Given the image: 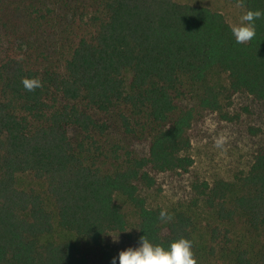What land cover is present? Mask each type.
<instances>
[{"label":"trees","instance_id":"obj_1","mask_svg":"<svg viewBox=\"0 0 264 264\" xmlns=\"http://www.w3.org/2000/svg\"><path fill=\"white\" fill-rule=\"evenodd\" d=\"M255 23L237 43L220 11L178 0H0V264H111L105 239L126 231L125 206L137 244L184 237L197 264H264V144L245 173L192 180L184 206L142 193L156 173L190 169L198 113L235 93L264 101V16ZM106 114L147 151L110 138Z\"/></svg>","mask_w":264,"mask_h":264},{"label":"rangeland","instance_id":"obj_2","mask_svg":"<svg viewBox=\"0 0 264 264\" xmlns=\"http://www.w3.org/2000/svg\"><path fill=\"white\" fill-rule=\"evenodd\" d=\"M178 1L220 11L231 26L238 24L240 16L245 13L242 5L230 0ZM126 78L128 80L129 74ZM102 117L110 123V138L119 140L142 153L147 151L148 140L136 139L121 133L119 127L114 124V115L106 114ZM69 132L72 137L76 135L73 128H70ZM189 132L191 136L189 154L193 159L190 169L182 173H156V184L142 190L149 205H160L165 208L184 206L192 200L190 189L192 180H207L212 183L217 178L232 179L237 174L245 173L253 161L256 148L264 144V101L256 100L246 93H235L231 102L225 104L221 110H205L198 113ZM221 139V145L217 146V140ZM118 200L122 201L120 197ZM125 208L129 214L126 231L109 233L105 239V244L116 256L122 249L138 246L137 215L129 206ZM196 213L199 222L204 223L207 220L208 215L202 211L201 206L197 208ZM57 235L58 233L54 234ZM117 236L118 241H114L113 238ZM223 263L218 261L215 264Z\"/></svg>","mask_w":264,"mask_h":264},{"label":"clouds","instance_id":"obj_3","mask_svg":"<svg viewBox=\"0 0 264 264\" xmlns=\"http://www.w3.org/2000/svg\"><path fill=\"white\" fill-rule=\"evenodd\" d=\"M264 16V10H247L243 13L236 25L231 26V32L237 43H247L256 35V20ZM22 84L27 91H34L42 87V82L37 77H24ZM217 146L222 143L217 140ZM160 218L170 220L171 214L161 210ZM113 237V236H112ZM113 238L114 241H118ZM192 241L181 237L173 240L167 247L161 244H154L144 236L139 238V244L136 247H127L119 251L118 256L111 258V264H197L192 249Z\"/></svg>","mask_w":264,"mask_h":264}]
</instances>
